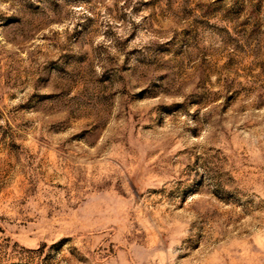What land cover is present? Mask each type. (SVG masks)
Masks as SVG:
<instances>
[{"label":"rangeland","instance_id":"obj_1","mask_svg":"<svg viewBox=\"0 0 264 264\" xmlns=\"http://www.w3.org/2000/svg\"><path fill=\"white\" fill-rule=\"evenodd\" d=\"M0 264H264V0H0Z\"/></svg>","mask_w":264,"mask_h":264}]
</instances>
